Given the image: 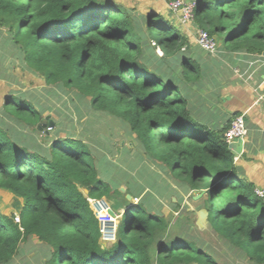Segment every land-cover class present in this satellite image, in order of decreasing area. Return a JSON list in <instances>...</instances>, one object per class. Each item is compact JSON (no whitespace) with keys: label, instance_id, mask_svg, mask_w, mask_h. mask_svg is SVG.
<instances>
[{"label":"trees","instance_id":"16d2710c","mask_svg":"<svg viewBox=\"0 0 264 264\" xmlns=\"http://www.w3.org/2000/svg\"><path fill=\"white\" fill-rule=\"evenodd\" d=\"M193 1L197 27L217 36L222 48L264 53V0ZM0 28L25 70L57 93L75 90L96 111L124 122L145 157L204 194L217 235L264 264V199L236 177L223 139L230 121L211 129L190 114L203 70L167 19L115 0H0ZM19 101L25 134L17 140L0 129V189L23 204L17 218L0 210V264H13L31 237L48 247L45 264H219L194 240L170 235L143 187L121 192L126 203L118 213L112 209L120 216L115 240L103 244L87 197L108 199L121 194L118 186L94 174L96 157L75 135L58 132L39 144L37 125L52 107Z\"/></svg>","mask_w":264,"mask_h":264},{"label":"rangeland","instance_id":"374dc122","mask_svg":"<svg viewBox=\"0 0 264 264\" xmlns=\"http://www.w3.org/2000/svg\"><path fill=\"white\" fill-rule=\"evenodd\" d=\"M115 1L124 4L126 7L135 8L138 12L152 9L165 19L173 16L177 22L179 21L178 14H174L167 9V5L171 0ZM186 25H190L193 29L190 35L195 39V33L199 27H197L194 20ZM214 37L219 48L221 42L217 36ZM188 40H190L189 37ZM6 42L7 38H4V35L1 34L0 53L7 52ZM190 51L192 54H198L194 47L190 46ZM12 56L14 58L15 52ZM207 56L214 57L209 54ZM207 62L210 67L213 65L210 61ZM211 69L214 70L215 67L212 66ZM32 73L38 87L34 91L37 93V98L33 96L36 104H34L32 98H29L32 102L31 105L38 110L43 109V107H52L50 113L48 112L51 116L43 123H48L51 120L55 124V127L54 125L49 127L47 124L39 129L38 132H40L41 137L39 133H35L39 144L46 146L48 138H55V134L58 132V137H64L66 134L75 135V138L81 139L87 144L88 150L91 149L93 156L96 157V160H94V174L112 187L118 186L120 193H124L127 188L135 193L141 185L145 187L152 186L150 194L152 193L155 196L157 202L154 203V206L165 217L168 223L167 230L171 236L181 233L183 237L194 240L197 245L208 250L219 264H254L217 235L210 227L207 221V210L204 207V194L197 190L188 189L186 183L173 177L168 169L145 157L141 152L139 153V149L136 147L139 145L138 141L133 133L128 132L124 122L96 111L90 106L88 99L79 97L75 90L58 91L57 93L55 89L43 83L40 74ZM37 79L42 82V86L41 83L37 82ZM24 97L25 94H23ZM19 99L14 98L16 102H12L9 106L12 118L18 123L21 121L22 116V111L17 107L20 104ZM19 126H23V123ZM43 128L44 131H42ZM17 134L19 135L13 136V138L23 140L22 132H17ZM23 134H25L24 131ZM46 134L50 136L46 137ZM28 139L32 141L31 137H28ZM83 192L86 193V190H83ZM122 193L112 195L106 199L111 208L117 213L121 211L120 206L126 203L121 200ZM129 201L138 202L132 198ZM22 204L21 198L0 189V210L2 212L12 213L17 218ZM201 213L204 215H201ZM121 218L125 220L126 214L122 215ZM47 253L48 247L35 237H31L20 244L12 263L45 264Z\"/></svg>","mask_w":264,"mask_h":264},{"label":"crops","instance_id":"0c3cea01","mask_svg":"<svg viewBox=\"0 0 264 264\" xmlns=\"http://www.w3.org/2000/svg\"><path fill=\"white\" fill-rule=\"evenodd\" d=\"M166 19L186 38L190 46L198 51V54L194 55L203 70L204 79L189 104L190 114L196 121L211 129H221L235 116L243 114L247 134L243 138L241 154L233 155L236 177L251 183L254 190L260 189L264 192V103L256 102L257 94L264 91V53L230 51L220 45L216 55L210 58L207 52L197 46L194 37H191L193 29L190 25L177 22L173 16ZM4 30L0 28V35L5 34ZM207 61L213 64L214 70ZM37 82L42 86L40 80L37 79ZM37 87L33 73L23 68L22 58L14 48L8 46L7 52L0 53V129L7 131L11 137L18 136L17 132H22L23 135V126H19L21 124L12 118L10 104L16 102L14 98L23 99V94L24 99L30 101L29 98H32L36 104L33 96L37 98V93L34 92ZM48 112L50 113V110L42 112L44 118L41 128L44 126L45 117L51 116ZM31 136L33 139L34 135ZM140 187L150 192L152 186ZM153 198L156 201L154 195Z\"/></svg>","mask_w":264,"mask_h":264},{"label":"built area","instance_id":"2783aa9c","mask_svg":"<svg viewBox=\"0 0 264 264\" xmlns=\"http://www.w3.org/2000/svg\"><path fill=\"white\" fill-rule=\"evenodd\" d=\"M195 7V1L185 0H171L167 5V9L178 14L179 22L186 25L193 20V12ZM195 42L199 48L207 53L215 54L218 50L216 40L214 36H210L205 30L198 29L195 33ZM256 102L264 103V91L257 94ZM247 134V128L243 114L235 116L223 133L224 142L228 145L235 139H242ZM254 192L259 197H264V192L260 189H255ZM134 201H138V198H132ZM87 202L91 208L99 226L100 240L103 244L113 242L115 240L116 228L119 219V214H110L112 210L110 203L105 198H91L87 197ZM136 203V202H134ZM113 211V210H112Z\"/></svg>","mask_w":264,"mask_h":264},{"label":"water","instance_id":"95a60500","mask_svg":"<svg viewBox=\"0 0 264 264\" xmlns=\"http://www.w3.org/2000/svg\"><path fill=\"white\" fill-rule=\"evenodd\" d=\"M49 117L46 116L45 119L47 120ZM46 123H43V125L45 126ZM48 125L50 126H53V122L51 120L48 121L47 123ZM41 122L37 125V129H41ZM243 144H244V141L242 139H235L233 140L231 143H229L227 145V148L228 150L231 152L232 155L234 156H239L243 150ZM203 178V174L199 177V180H201ZM87 190V189H86ZM127 199H130L131 196L129 194L126 195ZM110 214L111 215H115L114 212L112 210H110ZM201 215H204L203 213H201Z\"/></svg>","mask_w":264,"mask_h":264},{"label":"clouds","instance_id":"9594fccd","mask_svg":"<svg viewBox=\"0 0 264 264\" xmlns=\"http://www.w3.org/2000/svg\"><path fill=\"white\" fill-rule=\"evenodd\" d=\"M50 127V126H49Z\"/></svg>","mask_w":264,"mask_h":264}]
</instances>
